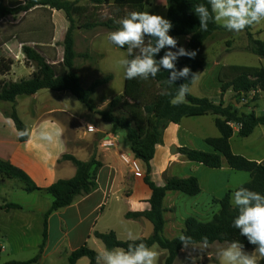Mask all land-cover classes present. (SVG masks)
I'll return each mask as SVG.
<instances>
[{
	"label": "crops",
	"instance_id": "0c3cea01",
	"mask_svg": "<svg viewBox=\"0 0 264 264\" xmlns=\"http://www.w3.org/2000/svg\"><path fill=\"white\" fill-rule=\"evenodd\" d=\"M25 1L4 0L5 5L11 9L24 5ZM114 2L115 0H109L108 5ZM80 5L89 6L86 1L81 2ZM142 11L152 14L160 11L166 17V0H146ZM73 18L76 27L73 32L75 51L80 54L77 51L76 39L82 37L89 58L104 57L97 51L95 42L102 33L97 31L100 27L87 28L85 24H78L80 17ZM69 27L70 24L63 11L43 7L0 19V59H11L14 62L10 74L0 76L2 80L18 82L29 79L35 72L36 68L33 64L26 65L22 52L24 44L38 47L46 59L53 64L62 62L63 43ZM103 32L109 33L105 30ZM17 64L20 68L24 67L25 71L21 72L19 67L16 69ZM204 64L205 62L203 67ZM18 72H21L22 76H18ZM195 82L196 80L194 84ZM68 94L41 90L34 95L18 98L15 105L10 102H0V160L23 170L33 183L42 189L28 192L26 185L20 180L0 174V206L16 204L21 207V209L9 211L0 210L2 263L27 261L39 253L44 233L43 216L52 205V198L44 190L59 180L71 179L76 174L74 165L70 161L62 160L64 155H73L79 160L83 156L85 158L82 161H87L95 155L103 167L97 174L96 190L78 197L71 206L50 215L47 243L41 259L35 264H57V261L58 264H68L70 254L85 244L97 252L103 250L105 246H101L99 244L101 241L93 235L96 231L100 233L114 231L118 239L122 241H129L127 239L129 231L133 232L138 239L149 237L153 233V225L149 221L125 218L127 213L145 212L150 209L149 200L152 192L144 180L147 175V166L142 163L144 175L141 178L135 177L119 157L120 153L133 155L130 146L127 150L122 148L120 143L112 150L100 147L101 139L106 137L108 132L117 134L112 128L114 125L111 126L103 121L96 128L103 135L98 140L99 145L96 151L91 154L85 149L71 148L65 136V123L59 115H65L83 124H89V120L84 117L78 118L64 107L47 104L54 103L56 99H65ZM233 94L229 90L224 95L225 105L232 102L241 112L245 109L249 111V107H242L235 102ZM220 99L218 97V100L212 101L218 103ZM13 107L16 108L28 129L35 131L38 127L45 125H58L62 128V137L54 147L48 149L49 154L36 148L34 140L20 141V137L16 135L17 128L14 121L4 114L5 111H11ZM215 121V116L207 115L184 118L180 124L170 123L163 133L162 144L156 147L155 156L150 162L149 177L153 183L162 187L167 178L195 177L201 186V192L193 197L181 192H167L163 200L165 219L163 236L166 239H174L178 233H182L188 218H195L202 223L210 222L221 209L218 200L222 199L228 191L234 190L236 186L251 180L249 173L232 170L226 161L223 162L221 169H210L187 160L179 153L181 148L212 153L214 150L206 143V140L220 136ZM232 127L234 134L230 143L233 153L257 163H264V125H259L247 138L239 137V126L232 125ZM215 246L220 245L215 243L205 251L202 264H214L212 257ZM155 247L156 245L152 248ZM166 255V251L160 252L162 262ZM183 259L184 253L181 252L175 264H183ZM76 264H89V259L82 258Z\"/></svg>",
	"mask_w": 264,
	"mask_h": 264
},
{
	"label": "trees",
	"instance_id": "16d2710c",
	"mask_svg": "<svg viewBox=\"0 0 264 264\" xmlns=\"http://www.w3.org/2000/svg\"><path fill=\"white\" fill-rule=\"evenodd\" d=\"M84 1L89 6L99 7L108 4L109 0H26L24 5L13 9L8 8L4 0H0V19L7 16H17L20 13L29 12L34 8L43 7L63 11L70 24L63 43V60L58 64L48 61L38 47L26 44L22 46L26 65L33 64L36 70L29 79L18 82H0V102H10L15 105L18 98L34 95L41 90L67 92L85 105L90 113L100 116L104 123L124 130L133 154L131 156L138 159L141 164L144 163L147 166V175L144 180L152 192L149 200L150 209L148 211L127 213L125 218L134 221H149L153 225V233L149 237H143L136 241H122L118 239L114 231L107 233L96 231L93 235L108 249H126L130 243H144L149 247L156 245L167 252L162 264H175L181 253V245L177 237L166 239L163 236L165 225L163 200L169 191L181 192L191 197L197 196L201 192V186L195 177L167 178L165 185L162 187L153 183L149 174L150 162L155 156L156 147L162 144L163 133L170 123L180 124L184 118L190 117L215 116V124L220 136L206 140V143L214 151L207 153L195 149L181 148L179 149V153L187 160L202 164L210 169H221L223 162L226 161L232 170L250 174L251 180L243 184L244 187L264 194V163H257L234 154L230 143L234 134L232 125L239 126V137L247 138L253 134L259 125H264V114L258 116L254 111L244 113L232 102L225 105L223 101L224 95L231 90L234 93L233 99L236 100L238 105L251 95L252 101L256 102L260 98V93L264 92V68L245 66L224 67L220 76L222 86L221 99L218 103L205 97L193 96L189 93L186 96L185 102L178 106L172 105L170 101L175 96L179 85L187 83L191 89L194 81L178 79L175 81V84L169 85L166 83L169 72L164 69H161L155 78L150 77L147 80L141 78L129 80L125 78L123 93L113 98L106 110L98 111L93 102L94 94L100 87L112 83L114 75L107 74L96 79L87 89H84L80 76L74 71L75 61L78 58H89L88 54H78L75 51V39L73 37V32L76 28L73 17L85 16L89 11L88 6L80 5ZM145 2L146 0H115L114 5L119 11H123L124 9L142 11ZM197 4L206 5L207 0H166L167 19L173 24L169 35L177 39L180 37L188 38L185 48L197 52L194 59L179 57L175 62L176 69L180 70L188 66L194 73H197L203 67V60L199 58V54L205 44L209 40H212L217 32L225 29L210 21L207 31L202 30L199 27V19L194 13V8ZM85 25L87 28L100 27L107 32L121 27L117 18L87 23ZM249 28H247V51L264 58V42L255 39ZM114 46L117 47L116 45ZM180 46L178 40L177 48ZM126 47L117 48L126 51ZM166 50L161 49L156 59L159 60ZM13 64V60L1 58L0 76L9 75ZM164 91L171 93V95H162L161 93ZM243 105L246 107L244 103ZM4 114L14 121L17 130L27 128L26 124L19 117L15 107L11 111H5ZM28 139L24 137L20 138V141L26 142ZM62 160L70 161L76 168V174L73 178L59 180L44 190L52 198V205L43 216L44 233L39 253L27 261H7L4 263H2L0 256V264H35L39 262L47 243L48 219L50 215L71 206L78 197L88 195L97 189V174L103 167V164L96 159L95 155L87 162L81 161L73 155H64ZM0 174L20 180L26 185V191L28 192L42 190L33 183L23 170L9 162L0 160ZM232 191H228L222 199L218 200L221 209L210 222L202 223L195 218H188L185 221V229L182 233L191 236L197 242L203 237H207L209 246L215 243L223 246L228 241L240 240L244 244L245 249L251 251L254 246L250 245L246 238L240 236L239 230L232 226L233 219L237 215V209L231 203ZM13 209H21V207L16 204L0 206V210L9 211ZM97 253L85 244L70 254L68 264H76L82 258H88L89 264H96ZM213 263L218 264V260H214Z\"/></svg>",
	"mask_w": 264,
	"mask_h": 264
},
{
	"label": "clouds",
	"instance_id": "9594fccd",
	"mask_svg": "<svg viewBox=\"0 0 264 264\" xmlns=\"http://www.w3.org/2000/svg\"><path fill=\"white\" fill-rule=\"evenodd\" d=\"M194 13L199 19V27L207 31L209 22H214L228 31L241 32L244 29L264 22V0H207V4H197ZM121 27L110 31L106 39L117 47H126L127 57L117 61L124 71L126 79L141 78L144 80L155 78L161 69L169 72L166 83L175 84L178 79L195 81L198 73H194L188 66L176 69L179 57L194 59L195 50H188L180 46L176 49L178 39L169 35L173 24L169 19L147 11H132L119 21ZM154 41V42H153ZM161 49H167L157 60ZM191 89L187 83L180 84L171 99V104L178 106L186 100ZM162 95H171L164 91ZM60 126H41L35 131L25 128L17 130L20 138L27 137L34 140L35 147L46 154L62 137ZM231 203L237 209L232 226L239 230V235L246 238L251 251L245 249L240 240L228 241L216 249L219 264H262L264 262V194L250 190L243 185L236 186L231 194ZM129 241H136L138 237L131 231L127 233ZM180 252L184 253L183 264H202L204 253L209 247L207 237L199 242L183 233L177 234ZM159 252L144 243H130L125 248H104L96 255V264H157Z\"/></svg>",
	"mask_w": 264,
	"mask_h": 264
},
{
	"label": "rangeland",
	"instance_id": "374dc122",
	"mask_svg": "<svg viewBox=\"0 0 264 264\" xmlns=\"http://www.w3.org/2000/svg\"><path fill=\"white\" fill-rule=\"evenodd\" d=\"M88 7V14H86L85 16L82 15L80 17V19L78 20L79 25L105 21L110 18H117L120 21L122 18L126 17L130 12H132L129 9L119 11L114 4H106L100 7ZM155 14L163 16V12L160 11H157ZM165 18L167 19V16ZM249 30L255 39L264 42V22L250 26ZM97 31L102 33L98 37V39H95L96 49L100 54H103L104 57L94 56L92 58H78L75 61L74 71L80 76L81 84L84 89H87L96 79H99L107 74L114 75V80L112 83L107 86L100 87L94 94L93 102L95 108L98 111H102L107 109L109 102L113 98L123 93L125 85V75L123 69L118 66L117 61L121 58L128 57L126 51L115 47L106 39L107 33L103 32L104 29L99 28L97 29ZM76 40L77 51L80 54H88L85 51L84 39L81 37V39ZM178 40L181 46L186 47L188 38L180 37L178 38ZM247 46V28L241 32H232L226 29L217 32L214 38H212V40H209L205 44L199 54V58L203 60V62H205V66L203 67V69L201 68V70L197 72L198 77L196 78L195 84L193 83L194 86L192 85L190 93L196 97H205L210 100L216 101L218 100V97L221 98L220 93L222 83L220 81V76L224 67L245 66L264 68V58H261L247 51ZM177 49L178 48L170 50L177 51ZM17 65L16 69L17 67L20 68V66ZM20 69L21 72L25 71L24 67L22 66ZM21 72H18V76L22 74ZM2 81L5 80H2V77H0V82ZM243 103L246 105V107H249V111L245 109L244 112L254 111L258 116L264 114V92L260 93V98L256 102L252 101L251 95L249 98L245 99ZM243 103L240 104L242 107H244ZM47 104H54V106L57 107H64L67 111L75 114L78 118L84 117L89 120V124H83L65 115H59V118L65 123V136L71 148L85 149L91 154L98 149V140L103 136L96 130V128H98L102 124V119L100 118V116L93 113H88L85 105L80 103L70 93L65 99H56L54 100V103ZM112 128L120 136L119 137L116 134L119 139L118 145L120 143L121 147L127 150L130 144L127 140L126 132L115 126H112ZM84 158L85 157L82 156L81 161L84 160ZM89 160L90 159H88L87 161ZM99 244L103 246L102 242H99ZM219 247H221V245L215 246L213 250L214 252L212 262L217 259L215 253L216 249ZM154 249L159 252L157 264H162L160 252L165 251L160 249L158 246H156Z\"/></svg>",
	"mask_w": 264,
	"mask_h": 264
},
{
	"label": "built area",
	"instance_id": "2783aa9c",
	"mask_svg": "<svg viewBox=\"0 0 264 264\" xmlns=\"http://www.w3.org/2000/svg\"><path fill=\"white\" fill-rule=\"evenodd\" d=\"M244 102V100H243ZM118 136L115 133H108L106 137L101 139L100 147L105 150H112L118 146ZM120 160L126 165L135 177H143L144 171L141 162L133 156L126 153H120Z\"/></svg>",
	"mask_w": 264,
	"mask_h": 264
},
{
	"label": "water",
	"instance_id": "95a60500",
	"mask_svg": "<svg viewBox=\"0 0 264 264\" xmlns=\"http://www.w3.org/2000/svg\"><path fill=\"white\" fill-rule=\"evenodd\" d=\"M235 102H236V100H235Z\"/></svg>",
	"mask_w": 264,
	"mask_h": 264
}]
</instances>
